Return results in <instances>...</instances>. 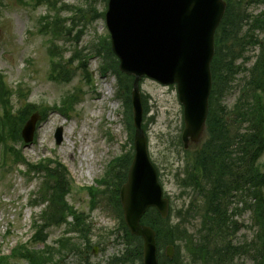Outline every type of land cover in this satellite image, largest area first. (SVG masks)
<instances>
[{
	"label": "rangeland",
	"instance_id": "374dc122",
	"mask_svg": "<svg viewBox=\"0 0 264 264\" xmlns=\"http://www.w3.org/2000/svg\"><path fill=\"white\" fill-rule=\"evenodd\" d=\"M56 1L61 11L60 20L55 25L70 28L69 33L60 36H52L49 30L43 28L46 22L53 25V11L49 12L47 6H36L33 0H0V78L12 91L13 110L25 101L36 106L61 108L65 97H75L67 115L57 110L48 111L37 127L33 142L19 143L17 148L29 165L49 158L62 166L72 182L66 202L78 211L89 212V238L92 247H97L96 252H84L82 255L86 261L80 255L69 254L57 264H108L111 258L122 256L125 244L117 216L109 204L112 186L106 189L97 180L105 175L115 158L121 161L133 155V131L131 135L129 132L132 118L123 107V92L116 95L117 76L112 70L101 72L102 57L96 52L98 44L108 35L104 16L101 15L106 10L107 1ZM262 8V4L250 3L248 11L254 15ZM74 52L80 55L81 61L66 64ZM257 54V46L247 48L244 54L247 62H243L245 69L237 74L224 98L232 134L238 126L237 120L233 122L235 115L232 114V107L250 81L248 69ZM58 57L59 62L64 64L69 81L52 79V69L56 65L53 60L57 61ZM240 62L241 59L237 63ZM80 66L87 70H80ZM86 71L90 81L84 77ZM119 77L125 82L132 81L129 77ZM140 90L148 154L157 170L163 192L169 198L170 222L180 223L191 237L200 240L205 233L203 200L201 197L193 200L194 189L191 186L182 187L180 179L185 177L186 160L202 141L191 143L187 149L182 146L183 107L178 101L175 85H162L143 78ZM60 127L62 141L57 144L54 135ZM87 145L89 148H86ZM2 158L0 146V255H9L15 246L27 242L28 247L42 248V243L32 244L29 240L35 232L32 222L47 203L42 201L41 194L49 197V190L38 193L43 176L39 170L29 172L30 167L25 164L9 166L6 162L4 165ZM263 159L264 156L259 161ZM88 169L92 170L90 175L87 174ZM261 169L264 171V166L261 165ZM93 185L101 192L97 195V204L90 211L89 195L82 188ZM231 203V209L242 207L236 199H232ZM176 211L180 212L179 217ZM235 219L240 226L234 241L239 244L251 239L250 212L242 211ZM64 227H50L47 245H55V240L63 235ZM69 235L75 237L77 234ZM178 251L181 262L189 264V253L183 243H179ZM241 263L249 264V261L237 262ZM126 264L140 263L136 260Z\"/></svg>",
	"mask_w": 264,
	"mask_h": 264
},
{
	"label": "trees",
	"instance_id": "16d2710c",
	"mask_svg": "<svg viewBox=\"0 0 264 264\" xmlns=\"http://www.w3.org/2000/svg\"><path fill=\"white\" fill-rule=\"evenodd\" d=\"M33 1L36 5H45L50 11H54L55 23L60 20L61 7L57 8L55 0ZM225 2L226 10L215 33L206 139L186 160L187 169L185 168L184 172L186 178L180 179L182 187L191 186L203 198L202 217L205 233L200 240L193 238L180 223L171 224L169 218L162 220L154 209L148 210L141 219L143 224L151 226L156 231L159 250L166 244L175 247L176 253L172 259L175 264H183L178 251L179 243H183L189 253V264H236V260L245 257L251 260V264H264V172L257 163L264 153V0H225ZM250 3L262 4L263 8L253 15L248 11ZM46 28L55 36L70 32V28H59L57 25L48 24ZM98 46L96 52L102 57L101 68L103 71L112 70L116 74L119 92H123L126 112L131 114V81L125 82L126 80L120 79L119 76L125 79L128 76L118 71L117 59L110 50L108 38L102 40ZM250 46H257L259 52L248 69L250 81L232 107L234 112L232 114L235 115L233 122L236 120L238 122L237 132L232 134L228 121V107L223 101L237 74L245 69L243 62H247V58L244 54ZM240 59L242 64L237 63ZM74 60L81 61L80 55L76 52L66 64ZM59 61L56 63L59 67L57 77L67 81L68 73L64 64ZM79 68L82 69V66ZM10 98L9 88L0 79V106L3 109L0 139L7 148V160L15 165L26 163L20 149L16 148V144L20 142L19 130L26 118L34 111H39L42 119L51 109H59L62 113H66L72 106L74 96L62 100L61 108L36 107L34 104L24 103L15 112L12 110ZM129 126L131 135L132 122ZM130 158L131 156H127L112 165L101 180L106 186H113V189L110 188V203L120 219L119 225L126 246L124 256L115 257L114 260L124 262L140 261L142 250L141 238L130 235L123 222L117 199L118 188L126 179ZM27 165L31 166L33 171L39 170L42 173L43 178L38 193H46L49 190V197L41 194L42 201H46L47 205L40 215V222L38 219L33 221L35 232L30 243H45L47 228L66 223L69 231L77 232L79 239L87 245L91 228L86 223V219L65 200L70 192V181L64 168L52 160H45L34 166ZM117 166L118 171L114 172ZM89 193L93 204L99 191L89 188ZM232 199L241 202L243 208L241 210L235 208L229 212ZM246 209L251 210L252 221L256 226L254 239L250 244L247 242L236 244L233 242V237L238 231V223L233 219V214ZM179 213L176 211L177 216ZM68 216L72 217V223H67ZM56 243V248L44 244L41 249L20 244L9 255H0V264H53L56 256L61 258L65 253L78 252L79 246L69 237H63ZM158 256L159 264H167L170 261L160 252Z\"/></svg>",
	"mask_w": 264,
	"mask_h": 264
},
{
	"label": "water",
	"instance_id": "95a60500",
	"mask_svg": "<svg viewBox=\"0 0 264 264\" xmlns=\"http://www.w3.org/2000/svg\"><path fill=\"white\" fill-rule=\"evenodd\" d=\"M224 9L223 0L108 1L105 22L111 49L119 59V69L134 75L131 102L135 154L119 200L128 229L143 240L142 264H157V258L155 232L140 225V218L149 207H155L165 218L168 200L162 197L156 170L148 158L138 81L147 76L162 84L176 83L183 104V146L197 142L208 111L213 35ZM36 121V115H32L24 125V141H32ZM55 138L61 142V128ZM166 254L172 256L171 247Z\"/></svg>",
	"mask_w": 264,
	"mask_h": 264
},
{
	"label": "bare ground",
	"instance_id": "6f19581e",
	"mask_svg": "<svg viewBox=\"0 0 264 264\" xmlns=\"http://www.w3.org/2000/svg\"><path fill=\"white\" fill-rule=\"evenodd\" d=\"M86 148H89V146L87 145ZM91 173H92V170H91V169H88V170H87V174L90 175Z\"/></svg>",
	"mask_w": 264,
	"mask_h": 264
}]
</instances>
